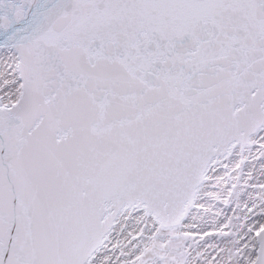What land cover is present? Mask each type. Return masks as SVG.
Wrapping results in <instances>:
<instances>
[{
  "label": "snow or ice",
  "instance_id": "1",
  "mask_svg": "<svg viewBox=\"0 0 264 264\" xmlns=\"http://www.w3.org/2000/svg\"><path fill=\"white\" fill-rule=\"evenodd\" d=\"M0 264H264V0H0Z\"/></svg>",
  "mask_w": 264,
  "mask_h": 264
}]
</instances>
